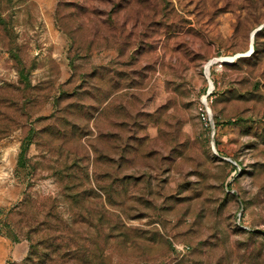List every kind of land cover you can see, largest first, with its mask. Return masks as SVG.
I'll list each match as a JSON object with an SVG mask.
<instances>
[{
  "label": "rangeland",
  "instance_id": "rangeland-1",
  "mask_svg": "<svg viewBox=\"0 0 264 264\" xmlns=\"http://www.w3.org/2000/svg\"><path fill=\"white\" fill-rule=\"evenodd\" d=\"M260 26L264 0H0V264H264Z\"/></svg>",
  "mask_w": 264,
  "mask_h": 264
},
{
  "label": "trees",
  "instance_id": "trees-1",
  "mask_svg": "<svg viewBox=\"0 0 264 264\" xmlns=\"http://www.w3.org/2000/svg\"><path fill=\"white\" fill-rule=\"evenodd\" d=\"M264 35V26L261 30L257 31L255 34V38H254V43H253V48H254V53H252V55L250 57H253L254 54L259 53V51L261 50V46L263 45L260 41V36ZM248 60V57L245 56H241L235 59V61L233 63H231V66H234L235 64L241 62V61H245ZM232 122V121H231ZM220 125L219 122H217V126ZM27 149H23L21 154H20V158H25V153H26ZM234 170H237L236 166L232 167Z\"/></svg>",
  "mask_w": 264,
  "mask_h": 264
},
{
  "label": "water",
  "instance_id": "water-1",
  "mask_svg": "<svg viewBox=\"0 0 264 264\" xmlns=\"http://www.w3.org/2000/svg\"><path fill=\"white\" fill-rule=\"evenodd\" d=\"M260 29H262V26H260L259 28H257L256 30H254L253 31V33H252V38H251V53L253 52V43H254V38H255V34H256V32L257 31H259ZM249 54H250V52H249ZM245 54H238V55H236V56H233L232 57V59H227L225 62L226 63H228V62H234V60L236 59V58H238V57H241V56H244ZM224 60V59H223ZM209 73H210V71H209ZM208 77H209V75H208ZM209 81H210V88L208 89V93H207V95L210 93V91H211V89H212V87H213V81H212V79L209 77ZM207 97V96H206Z\"/></svg>",
  "mask_w": 264,
  "mask_h": 264
},
{
  "label": "bare ground",
  "instance_id": "bare-ground-1",
  "mask_svg": "<svg viewBox=\"0 0 264 264\" xmlns=\"http://www.w3.org/2000/svg\"><path fill=\"white\" fill-rule=\"evenodd\" d=\"M253 51H254V49H253ZM232 57H233V56H228V55H227V57H223L222 59H218V60H216V61H217V63H219V62L222 63V62H225L227 59H232ZM223 59H224V60H223ZM225 63H226V62H225ZM210 64H211V63H209V64L207 65V69H206L208 75H210V74H209V67H210ZM204 99H205V97H204Z\"/></svg>",
  "mask_w": 264,
  "mask_h": 264
},
{
  "label": "built area",
  "instance_id": "built-area-1",
  "mask_svg": "<svg viewBox=\"0 0 264 264\" xmlns=\"http://www.w3.org/2000/svg\"><path fill=\"white\" fill-rule=\"evenodd\" d=\"M209 74H210V73H209ZM209 77H210V75H209ZM209 77H208V78H209ZM210 93H211V91H210ZM210 93H209V94H210ZM209 94H208V95H209ZM208 95H207V96H208ZM206 98H207V97H206ZM205 103H207V101H205ZM206 108H207V110H208L209 107H206ZM203 114H204V119H207V117L209 116V113L205 110ZM180 248L183 249V250H185V249H189L188 246H184V245L181 246Z\"/></svg>",
  "mask_w": 264,
  "mask_h": 264
},
{
  "label": "crops",
  "instance_id": "crops-1",
  "mask_svg": "<svg viewBox=\"0 0 264 264\" xmlns=\"http://www.w3.org/2000/svg\"><path fill=\"white\" fill-rule=\"evenodd\" d=\"M22 250H25L24 247L22 248Z\"/></svg>",
  "mask_w": 264,
  "mask_h": 264
}]
</instances>
